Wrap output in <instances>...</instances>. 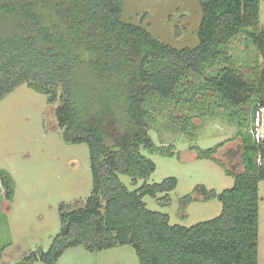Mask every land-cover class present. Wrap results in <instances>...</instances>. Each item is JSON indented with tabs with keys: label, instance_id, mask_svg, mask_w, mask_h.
Segmentation results:
<instances>
[{
	"label": "trees",
	"instance_id": "trees-1",
	"mask_svg": "<svg viewBox=\"0 0 264 264\" xmlns=\"http://www.w3.org/2000/svg\"><path fill=\"white\" fill-rule=\"evenodd\" d=\"M201 19L194 47H173L141 24L121 20L122 0H0V101L20 85L47 96L62 140L85 144L92 190L82 204L59 207L61 228L47 251L27 259L54 264L68 249L99 252L129 245L139 264H258V183L256 148L247 129L264 103V69L245 71L228 56L229 43L245 35L264 62L260 0H196ZM168 113L188 139L194 120H223L236 128L237 150L229 149L240 171H229L214 155L223 146L195 150L234 179L217 193L196 186L185 202L217 200L220 214L189 227L170 225L168 215L149 210L143 197L177 186L174 177L134 184L155 170L141 151L173 156L153 144L155 108ZM168 151V152H167ZM238 158V160H237ZM235 166V167H236ZM4 199L12 195L8 172L0 170Z\"/></svg>",
	"mask_w": 264,
	"mask_h": 264
},
{
	"label": "rangeland",
	"instance_id": "rangeland-1",
	"mask_svg": "<svg viewBox=\"0 0 264 264\" xmlns=\"http://www.w3.org/2000/svg\"><path fill=\"white\" fill-rule=\"evenodd\" d=\"M121 20L141 24L162 43L173 47H194L201 9L196 0H122ZM259 29L264 28V0L259 2ZM230 56L245 71L248 66L264 69L262 57L245 35L228 45ZM55 104L47 96L27 85H20L0 101V170L8 172L12 195L4 199L0 185V264H43L27 259L31 252L47 251L61 228L59 207L82 204L90 196L92 176L89 152L85 144H69L62 140V130L54 118ZM150 122L149 136L153 144L170 150L173 156L141 153L155 163L147 178L119 175L121 182L133 191L143 183H160L168 177L177 186L156 197L145 196L143 202L154 212L168 215L170 225L184 227L217 217L222 205L217 200L185 202L196 186L203 185L217 193L233 186L234 179L215 162L197 159L195 150L223 146L214 155L231 172L240 171L236 159L229 162L226 152L237 150L236 128L223 120H194L198 128L188 139L173 125L167 107ZM168 152V151H167ZM238 160V158H237ZM236 166V167H235ZM258 264H264V180L258 183ZM54 264H139L129 245L99 252H89L83 246L68 248Z\"/></svg>",
	"mask_w": 264,
	"mask_h": 264
},
{
	"label": "built area",
	"instance_id": "built-area-1",
	"mask_svg": "<svg viewBox=\"0 0 264 264\" xmlns=\"http://www.w3.org/2000/svg\"><path fill=\"white\" fill-rule=\"evenodd\" d=\"M247 132L256 148L255 165L264 174V103L254 108Z\"/></svg>",
	"mask_w": 264,
	"mask_h": 264
}]
</instances>
